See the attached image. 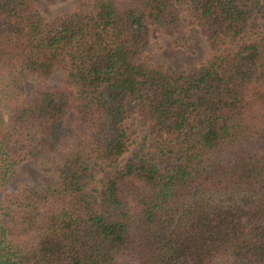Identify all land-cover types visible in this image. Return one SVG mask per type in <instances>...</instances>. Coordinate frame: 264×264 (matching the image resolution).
Here are the masks:
<instances>
[{
	"label": "trees",
	"instance_id": "1",
	"mask_svg": "<svg viewBox=\"0 0 264 264\" xmlns=\"http://www.w3.org/2000/svg\"><path fill=\"white\" fill-rule=\"evenodd\" d=\"M182 10L207 56L143 59ZM259 17L264 0H80L50 20L0 0V189L24 162L49 177L3 193L0 264H264ZM127 103L152 142L122 161Z\"/></svg>",
	"mask_w": 264,
	"mask_h": 264
},
{
	"label": "rangeland",
	"instance_id": "2",
	"mask_svg": "<svg viewBox=\"0 0 264 264\" xmlns=\"http://www.w3.org/2000/svg\"><path fill=\"white\" fill-rule=\"evenodd\" d=\"M80 0H32L33 7L47 20L62 12L72 10ZM183 17L182 26L174 33H165L150 26L147 46L142 52V58L153 63L161 64L164 67H184L188 70L196 67L208 54L209 43L206 40L202 29L191 19L192 17L186 10L181 11ZM254 34H245V39H253L264 33V17L257 19V26L254 28ZM218 46L217 49L223 48ZM57 74L54 73L49 78L48 83L57 81ZM33 81H25V91L29 93ZM128 114L124 120L126 130L130 134L131 144L122 154L121 160L124 161L137 143L144 137L148 143H151V136L148 131L147 122L142 119L127 103ZM102 171L95 174L99 178ZM46 175H39L36 166L32 162H24L19 173L0 189V199L6 191L13 190L20 180H26L32 183H40L48 179Z\"/></svg>",
	"mask_w": 264,
	"mask_h": 264
}]
</instances>
